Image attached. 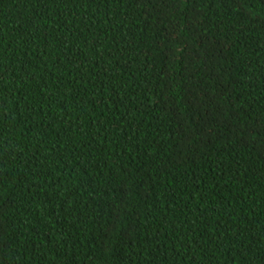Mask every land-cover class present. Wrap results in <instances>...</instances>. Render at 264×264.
<instances>
[{
    "label": "trees",
    "instance_id": "1",
    "mask_svg": "<svg viewBox=\"0 0 264 264\" xmlns=\"http://www.w3.org/2000/svg\"><path fill=\"white\" fill-rule=\"evenodd\" d=\"M0 264H264V0H0Z\"/></svg>",
    "mask_w": 264,
    "mask_h": 264
}]
</instances>
